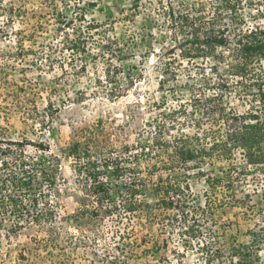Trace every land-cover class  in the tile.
<instances>
[{"label": "rangeland", "instance_id": "rangeland-1", "mask_svg": "<svg viewBox=\"0 0 264 264\" xmlns=\"http://www.w3.org/2000/svg\"><path fill=\"white\" fill-rule=\"evenodd\" d=\"M75 2L66 12L81 30L86 47L81 53L67 47L65 30H57L60 0H0V133L24 140L30 153H35L32 142H43L59 159L56 186L44 188L51 190L49 200L30 206L19 230L9 216H0V264H209L208 257H216L211 264H241L234 249L250 241V229L264 225V178L248 165L243 149L231 160L204 166L209 176L224 179L215 189L192 170L194 203L199 214L202 207L207 214L200 216L204 235L186 249L178 230H171L169 214H128L122 195L103 200L79 174L78 159L69 155L77 142L76 155L86 152L93 161L117 157L127 169L125 179L136 173L155 181L165 172L155 150L150 160L142 153L141 139L149 136L150 121L179 99H190L193 91L184 86L183 74L179 86L161 90L156 56L146 57L148 49L173 44L169 29L153 13L156 3ZM243 93L237 86L231 94L239 112L248 107ZM164 96L166 106L159 108ZM194 131L183 127L174 133ZM43 203L60 215L58 221L32 219ZM255 264H264V249Z\"/></svg>", "mask_w": 264, "mask_h": 264}, {"label": "trees", "instance_id": "trees-1", "mask_svg": "<svg viewBox=\"0 0 264 264\" xmlns=\"http://www.w3.org/2000/svg\"><path fill=\"white\" fill-rule=\"evenodd\" d=\"M72 1L60 0L63 7L52 14L56 20L60 18L57 30L67 32V47L74 53L86 52L81 30L76 29L66 12ZM150 1L156 3L153 13L169 29L173 41L170 46L146 50L147 58L156 56L163 76L160 88L179 86L183 74L184 86L193 91L190 99H179L180 103L170 106L168 113L150 121L149 136L141 139L142 153L150 156L155 150V160L166 175L162 173L150 182L135 173L127 180V169L117 157L93 161L86 152L76 155L72 150H77L80 142L70 147L69 155L78 159L79 174H85L103 200L122 195V205L131 215L141 211L151 215L156 210L169 214L171 230H178L186 249L192 239L204 235L200 216L207 214L206 207L199 214L200 208L194 203L192 170L206 176L215 189L224 179L209 176L204 166L213 164L214 159L231 160L241 148L248 165L255 166L264 178V0ZM105 49L110 52L111 47L106 45ZM47 59L54 64L52 55ZM237 86L247 96L243 103L248 107L243 112L231 103ZM165 99L164 96L159 108L166 106ZM183 127L195 131L174 133ZM31 144L35 153L27 151L24 140H12L0 133V216L2 220L9 216L15 232L28 220L30 206L49 200L51 190L45 192L44 188L53 189L59 179L58 157L49 154L43 142ZM171 193L175 196H169ZM43 204L45 207L32 219L40 223L58 221L60 215L53 207ZM249 235L250 241L237 244L233 252V258L241 257V264H255L264 249V225L250 229ZM205 246L204 243L202 250H206ZM215 259L208 257L207 263Z\"/></svg>", "mask_w": 264, "mask_h": 264}]
</instances>
